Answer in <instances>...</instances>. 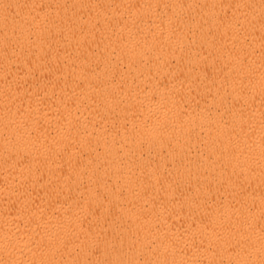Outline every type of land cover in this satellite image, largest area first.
<instances>
[{
    "label": "bare ground",
    "instance_id": "1",
    "mask_svg": "<svg viewBox=\"0 0 264 264\" xmlns=\"http://www.w3.org/2000/svg\"><path fill=\"white\" fill-rule=\"evenodd\" d=\"M0 264H264V0H0Z\"/></svg>",
    "mask_w": 264,
    "mask_h": 264
}]
</instances>
